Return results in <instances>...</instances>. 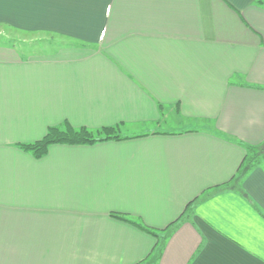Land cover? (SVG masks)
<instances>
[{
    "label": "crops",
    "instance_id": "obj_1",
    "mask_svg": "<svg viewBox=\"0 0 264 264\" xmlns=\"http://www.w3.org/2000/svg\"><path fill=\"white\" fill-rule=\"evenodd\" d=\"M257 1L0 0V264H264V156L154 254L264 146Z\"/></svg>",
    "mask_w": 264,
    "mask_h": 264
},
{
    "label": "trees",
    "instance_id": "obj_2",
    "mask_svg": "<svg viewBox=\"0 0 264 264\" xmlns=\"http://www.w3.org/2000/svg\"><path fill=\"white\" fill-rule=\"evenodd\" d=\"M257 4L264 5V0L257 1ZM123 139L126 138L121 135V125L104 127L96 131H91L84 127L73 128L70 124L65 122L60 127L48 128L45 136L41 140L32 144L19 145V148L24 152L30 153L35 159H40L44 155H46L48 148L52 145H92L100 142L120 141ZM255 159L256 158L248 155V157H246L244 163L242 164V167L239 169L236 177L232 179L230 183L224 184L222 186L213 188L210 191L202 193V195L192 201V203H189L184 213L181 215L180 219H178V221L172 223L166 229L161 231L164 233V237L160 238V243H158V246H155L154 254L159 256L162 252L164 239L172 233V231L181 221L188 220L190 218L192 212L191 210L195 203H198L199 201H203L207 198H210L215 194L228 190L230 184L237 181V179H239V177L242 175V168L245 166H251L255 162ZM124 220L135 225L136 227L152 235L153 237H159L158 233L149 228L144 227L139 223L127 219Z\"/></svg>",
    "mask_w": 264,
    "mask_h": 264
},
{
    "label": "rangeland",
    "instance_id": "obj_3",
    "mask_svg": "<svg viewBox=\"0 0 264 264\" xmlns=\"http://www.w3.org/2000/svg\"><path fill=\"white\" fill-rule=\"evenodd\" d=\"M256 153H255V158L256 159H261V156H264V146L263 147H260L259 149H257L256 151H255ZM263 163H264V159H263Z\"/></svg>",
    "mask_w": 264,
    "mask_h": 264
}]
</instances>
